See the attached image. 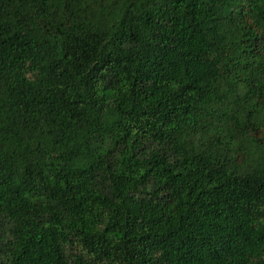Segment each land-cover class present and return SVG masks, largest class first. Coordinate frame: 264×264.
<instances>
[{
    "label": "trees",
    "instance_id": "16d2710c",
    "mask_svg": "<svg viewBox=\"0 0 264 264\" xmlns=\"http://www.w3.org/2000/svg\"><path fill=\"white\" fill-rule=\"evenodd\" d=\"M0 264H264V0H0Z\"/></svg>",
    "mask_w": 264,
    "mask_h": 264
}]
</instances>
